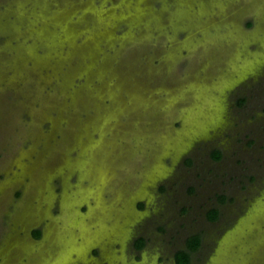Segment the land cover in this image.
Returning <instances> with one entry per match:
<instances>
[{"label":"rangeland","instance_id":"rangeland-1","mask_svg":"<svg viewBox=\"0 0 264 264\" xmlns=\"http://www.w3.org/2000/svg\"><path fill=\"white\" fill-rule=\"evenodd\" d=\"M198 233L191 264H264V0H0V264Z\"/></svg>","mask_w":264,"mask_h":264},{"label":"trees","instance_id":"trees-1","mask_svg":"<svg viewBox=\"0 0 264 264\" xmlns=\"http://www.w3.org/2000/svg\"><path fill=\"white\" fill-rule=\"evenodd\" d=\"M214 156L216 158H220L222 156L221 150L217 149L214 151ZM219 216V209L218 208H212L209 211V217L212 219H216ZM145 238H140L137 242V245L139 247H142L145 245ZM202 244V237L201 235L194 234L190 236L187 240V248H182L177 250L176 252V261L177 264H191L192 261V252L198 250V248Z\"/></svg>","mask_w":264,"mask_h":264}]
</instances>
